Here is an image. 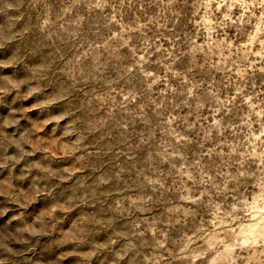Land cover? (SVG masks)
I'll use <instances>...</instances> for the list:
<instances>
[{
  "label": "clouds",
  "instance_id": "9594fccd",
  "mask_svg": "<svg viewBox=\"0 0 264 264\" xmlns=\"http://www.w3.org/2000/svg\"><path fill=\"white\" fill-rule=\"evenodd\" d=\"M0 264H264V0H0Z\"/></svg>",
  "mask_w": 264,
  "mask_h": 264
},
{
  "label": "rangeland",
  "instance_id": "374dc122",
  "mask_svg": "<svg viewBox=\"0 0 264 264\" xmlns=\"http://www.w3.org/2000/svg\"><path fill=\"white\" fill-rule=\"evenodd\" d=\"M3 113H6V110L5 109H2V108H0V114H3ZM3 224V221H0V225H2Z\"/></svg>",
  "mask_w": 264,
  "mask_h": 264
}]
</instances>
